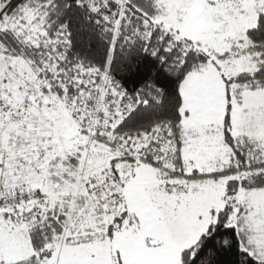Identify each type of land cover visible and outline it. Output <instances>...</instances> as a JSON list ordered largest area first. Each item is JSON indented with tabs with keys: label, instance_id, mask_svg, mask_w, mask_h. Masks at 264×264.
I'll return each mask as SVG.
<instances>
[{
	"label": "snow or ice",
	"instance_id": "1",
	"mask_svg": "<svg viewBox=\"0 0 264 264\" xmlns=\"http://www.w3.org/2000/svg\"><path fill=\"white\" fill-rule=\"evenodd\" d=\"M0 264H264V0H0Z\"/></svg>",
	"mask_w": 264,
	"mask_h": 264
},
{
	"label": "trees",
	"instance_id": "2",
	"mask_svg": "<svg viewBox=\"0 0 264 264\" xmlns=\"http://www.w3.org/2000/svg\"><path fill=\"white\" fill-rule=\"evenodd\" d=\"M129 86H138V84H136L134 81L130 82Z\"/></svg>",
	"mask_w": 264,
	"mask_h": 264
}]
</instances>
